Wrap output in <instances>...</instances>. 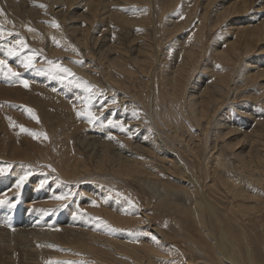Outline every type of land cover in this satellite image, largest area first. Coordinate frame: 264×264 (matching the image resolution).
<instances>
[{
	"label": "bare ground",
	"instance_id": "obj_1",
	"mask_svg": "<svg viewBox=\"0 0 264 264\" xmlns=\"http://www.w3.org/2000/svg\"><path fill=\"white\" fill-rule=\"evenodd\" d=\"M23 1V13L29 17L26 19L24 25L27 23L31 24L33 21L31 18L38 21L37 18L39 13L34 10L36 7L32 6V4L27 6L25 0ZM60 1L69 6L66 12L63 11L62 13L55 10L51 11L52 14H60L65 22L68 19L69 22L67 21L68 24H66L65 28L70 30L72 33L71 36L76 41V44H78L79 49L81 48L83 50L86 43L88 44L89 42L93 45L92 47L90 46L93 49L90 53L86 52L89 50L85 51L84 49V55L90 58V60L94 57L97 58L99 63L104 67V70L98 71V75L104 77L105 80L108 81L107 84L113 83L118 87V90L121 91L119 102L123 107H128V110L130 109L129 107H131V113L128 114L127 112V114L130 116L129 124L132 127L130 135H134L135 138V142L133 143L131 142V137L128 138L130 141L122 137H116L111 141L103 140L102 138H104V136H97V133L96 136L90 134L89 136L70 137V139L74 140L71 141V144L74 143L75 150L73 151H76V154L72 156V158H68L59 165H56L59 169L58 173L61 180L65 181L75 177L73 179L78 181L92 179L99 181V183H103L102 180H104L109 184L116 181L135 184L146 194L150 195L148 197H150L151 202L148 203H151L152 206L153 202L155 206L152 208H154L156 212H152L154 217H150L151 215L146 214L147 212L143 213V210H138L134 213L128 212L131 209L128 211L123 210V206L119 204L116 205V201L114 203L107 198V200L110 201V206L96 209L95 212L107 221L106 224L108 225L109 231L107 228L106 231L95 230L94 227L85 230V228L78 227L80 221L78 225L76 223L77 227H70L69 230L61 234H57V229H59L57 225L63 221V218L53 222V217L45 218V215H37V211L35 210H33L30 215L18 213V215H16V225L17 229H19L18 233H15V231L12 232V228H10L12 231L0 229V260L2 262H7V264H39L38 262L40 260L44 261L42 259L43 257L51 259L53 256V259L59 257L61 260H67V258H72L73 260L75 256H82L83 259H89L88 261H83L82 259L81 261H83V263L87 261V263L90 262L91 264H264V121H259L255 126H252L250 129L248 128L249 130L247 129V131L243 130L244 132H240L241 129L235 125L236 123L225 121L221 115L223 113H221L222 109L224 110V107L229 102L235 101L237 95L240 94L242 90L246 89L245 85V88L242 89H240L241 86H237L239 82V80L237 83L235 82L237 76L239 79L242 77L248 87H255L257 83H260L259 86L264 89V68H258L261 66V64H259L260 61H263L264 65V60L260 59L258 56L257 62H255L256 55L263 51L259 49V47L262 46L263 48L264 46V22L261 21L260 24L255 25L253 21L244 17L246 11L248 12V7L250 8L249 5H245L247 1L217 0L210 10L206 9L207 7H204V10L202 9V15L199 16L200 22L196 26L194 38L188 42L187 46L180 49V52L178 49L175 48V50L172 47V50H175L173 52L171 51L172 54L174 53L176 56L175 62L173 63V60L165 62L167 58L162 62L160 57V52H162L164 47H162V43L166 44V41L168 42L167 39H174V34L179 32L183 22L179 24L178 21L173 22L169 20L172 30H170V28L166 30L168 34L166 40L162 38L158 39L156 36L157 31L159 32L157 21L162 20L163 14L161 12L163 9L159 12L160 14L157 12L155 15L154 6L157 3H159V5L161 3L163 7L165 6L163 12H167L168 9L174 8L179 0H146L144 3H141L142 9L134 10V12L129 10L130 13L125 16L120 13L122 8H120V10L118 9V12L116 10L112 11V20L117 22V24L113 23L112 26H114V24L117 25V29L120 30V33H117V39L115 38V40L113 38L111 42L106 34H104L105 36L102 38H97L93 36L94 34L92 35V32H84L83 28H85V26L79 27V23L83 20L86 21L88 25L89 21L91 24V22L98 20L99 16L101 19H106L105 16L108 14L105 8L108 5L107 1L85 0L86 7L89 8L88 14H83L84 12H81V15L74 16L73 14L71 18L67 13H70V9L76 5L78 0H59L58 3H56L59 5V3H61ZM109 1L111 2V0ZM125 1L129 3L131 0ZM1 2H4V0H1ZM31 2L34 3L33 1ZM6 3L10 8H13L11 11L13 16L10 15V17L14 20L16 18L21 20L22 11H17L18 9L16 10L14 8L18 2L15 3L13 0H6ZM35 4L38 3L35 2ZM111 4L113 5V3ZM200 4L203 5L204 0H194V5L197 6ZM142 5L145 6L144 9ZM114 7H116V5ZM146 7L147 9L145 10ZM3 8L5 9L6 7ZM38 8H40V6ZM35 14L36 17L34 16ZM210 15H213L215 19L209 17ZM241 17L245 18V20L241 19V23H237V20ZM109 18L107 20H111ZM9 20H11V22L13 21L12 19ZM72 23L75 25L71 26ZM17 24L18 23H15V26H17ZM129 26L132 30H134L133 27H137L136 34H133L132 30L126 31ZM221 26L222 28L225 27V29L220 38L224 36L227 42H225L226 44L224 43L223 46L217 43L218 46H212L209 52V55L211 54L210 57L217 65L213 67L212 63L209 64L207 61L205 62L203 60V62H205L204 71L202 70V72L199 73L195 84L189 87L191 76L195 75L201 68L202 59L205 57L208 33L218 30L221 31ZM11 27H13V24ZM99 30L97 29L98 32ZM30 31L28 33L26 32V35H21L20 32V35H18L20 37H25L26 41H29L30 44L42 42L40 39L45 32L38 36L34 33L35 30L33 32ZM49 32L51 33V31ZM137 32H144V36H137L140 34ZM62 33L61 35H63ZM228 33H230L229 36ZM90 34L92 36H90ZM177 44L178 43H176V45ZM4 47L6 46L4 45ZM12 47L13 45L11 48ZM55 49L57 50V48ZM64 52L66 51L64 50ZM5 53L6 50L2 54ZM78 55H80V52ZM92 55L94 57H92ZM179 58L180 60H178ZM161 63L162 70L158 67ZM257 63L259 65H257ZM85 66H87L86 68L88 69L89 64ZM109 67L113 68L118 76H120L119 80H116L115 77L111 75L108 70ZM79 68V73L88 75L86 72L90 70L83 69V71ZM163 68L166 70H163ZM164 71H166V73H164ZM89 79H91V81L93 80L92 75L89 76ZM109 81L111 82L109 83ZM114 85H112V87ZM71 86L73 85L71 84ZM67 87L69 88L70 84H68ZM75 87H73V89ZM71 88H69V90ZM248 89L249 88H247V90ZM118 90L116 92L119 93ZM247 90L244 91V93L247 92ZM76 91L77 90H75V92ZM110 91L115 92L112 90ZM95 92V94L98 93L97 91ZM81 93V91H77L79 97L82 96L80 95ZM251 93L254 94L253 90ZM255 93L257 94L258 92ZM63 96H65V93ZM96 96L97 95H95V98ZM17 97H22L28 104L31 103L27 95H14L15 100ZM74 97L75 96H73V98ZM115 97L117 100V95ZM70 100L71 99L68 101ZM76 100L74 101L76 102ZM113 100H115V98ZM166 105L169 107L170 112H172L169 113V115L167 114L168 119L165 118V113L168 111L165 109L163 110V107L161 108V106ZM258 109L259 107L257 110ZM133 112L137 114H132ZM23 116L28 119L27 122H29V126L33 124L31 117H28L26 112H23ZM121 118L123 120V117ZM259 118L260 116L258 115V119ZM105 123H107V121ZM242 123H244L243 119ZM125 125L126 124H124V126ZM118 127H120V125ZM193 127L196 129L197 136H195L193 132L191 133V131H194ZM93 130L95 131V128ZM18 137L19 134L16 132L15 144L9 148L7 152V147L4 142H0V156L3 159L16 161L22 159L27 160L38 156L37 158L42 161L49 162L48 160H51L47 158V151L41 150V148L28 139H23L26 141L25 146L24 143H22L23 141H21L20 143L22 144L19 145ZM31 146L32 148L29 150ZM4 163L5 162H3V164ZM13 166L14 165H12V169L15 168ZM53 172L55 173V171ZM12 173L13 172L9 175ZM13 175L15 176L16 174ZM165 176L166 178H164ZM8 177L5 178L7 179ZM4 179H0L2 185L13 183L12 177L11 181L6 179V181H4ZM53 183H49L50 185L47 188L48 191L50 192L54 189L53 191H56V194L53 195L56 197L63 196V192L59 187L60 185L58 184L59 186H57L59 188H55L51 186ZM243 185L248 187L249 191H246ZM105 189H107V187ZM44 191L45 190L42 189L40 195L46 199L47 196H43ZM92 193H94V191ZM97 193H100V191ZM109 193L112 195L111 192ZM95 195L97 194L95 193ZM54 200L57 199L54 197L51 201L49 200V202L54 204L55 208H58L59 204L53 202ZM10 203H8V206H10ZM24 205L21 207H24ZM80 205L79 203V206ZM140 208L142 207L140 206ZM151 211L152 210H150V212ZM3 212L2 215L4 214ZM70 212L71 211H69V213ZM69 213L68 216L71 215ZM7 214L9 216L8 212ZM77 221L79 220H76V222ZM103 221L104 220H102V222ZM171 224H173V227H169ZM179 224H181L183 228ZM40 226H49L52 230L45 231L42 229L40 230V228L37 229ZM89 226L91 227L90 224ZM115 226L123 230L126 229L135 236L130 239H126L125 236H114L112 234ZM162 227L171 229L169 231L166 230L168 232H164ZM115 232L116 231H114V233ZM174 237L179 239H175ZM168 240H173L175 244L179 242L183 243L187 252L186 256L171 248L170 244L168 245ZM259 249L260 252L258 251ZM18 255L22 256L20 260H17ZM75 259L76 258H74V260ZM60 263H62V261Z\"/></svg>",
	"mask_w": 264,
	"mask_h": 264
},
{
	"label": "rangeland",
	"instance_id": "obj_2",
	"mask_svg": "<svg viewBox=\"0 0 264 264\" xmlns=\"http://www.w3.org/2000/svg\"><path fill=\"white\" fill-rule=\"evenodd\" d=\"M13 1L15 3L18 2V4L14 6V8L16 10L18 9L17 11H20V12L22 11V15L20 18L21 20H19V18H16L14 20L12 17H10V15H12L11 11L13 10V8H10V6L7 5L6 0H4V2H1V0H0V10H2L3 13L5 14V15L3 14L2 17L0 15V31H3L5 33L4 37L0 38V41L2 42V43L0 42V44L2 45V46L0 45L1 46L0 49H2V50H0V59L5 60L9 65L12 66L13 71L19 73V79H17L16 77H11V76L5 75L6 69H0V142H4L5 146L7 147L6 148V152H7V150L15 144L16 132H18V134H19V137H18L19 138V145L24 143V146H25L26 141H24L23 139H28L29 141L35 143L36 146L41 148V150H44L45 152L47 151V154H46L47 158H49L51 160H48L49 162L42 161L41 159L37 158L38 156L37 157L35 156V157H32L31 159H27V160L22 159V160H16L15 161V160H7V159L5 160L0 156V163H1L0 166L6 167L7 165H11V168L6 167L5 172H7V173L3 174L4 177L2 175H0V179L2 180L8 176L9 177L7 179L5 178L6 180L11 181L13 179L12 180L13 183H9L7 185H2V181L0 182V201L1 200L4 201V203L0 204V229L4 230V231H6V230L10 231L11 230L10 228H12V230H13V231L11 230L12 232L15 231V233H18L19 229H17V225H16V221H17L16 215H18V213H25L27 215H30L33 212V210H35V211H37L36 212L37 215H41V216L45 215V218L53 217V222L57 221V219L59 221L60 219L63 218V221H61L57 225V227L59 228V229H57L58 230L57 234L64 233L66 230H69L70 227H77V225L79 224L80 221L81 222H80L78 227L83 228V229L85 228V230H88V229H91L94 227L95 230H105L106 231V228H107L109 231L108 225L106 224L107 221L103 217H100V215L98 213H96L95 210L100 209V208L109 207L110 201H113L114 203L116 201L115 204L116 205L119 204L120 206H123L122 207L123 210L128 211L131 209L128 212L134 213L138 210H141V211L143 210V213L147 212L146 214L151 215L150 217H154L153 213L155 210L152 207H154L155 205H153V202H152V206H151V203H148V202H151L150 197H148L150 195L146 194L142 189H140V187H138L135 184H131V183H127V182L123 183L121 181H116V182H113L112 184H109L107 181L102 180L103 183H106V184H103L102 182L99 183V181H95L92 179H84V178H83L84 180L78 181L76 179H73L75 177H73L72 179H69V180L64 179L65 181L61 180V177L58 173L59 169L56 167V165H59L61 162L65 161L68 158H72V156H75V154H76V151H73V150H75L74 143L71 144V141H74V140L70 139V137L74 138L77 136H89L90 134L96 136V133H97V136L98 135L104 136V138H102L103 140L113 141L116 137H118V138L122 137V138L130 141V139H128V138L131 137V142H133V143L135 142L134 135H130V130L132 129V127L129 124L130 123V116L128 114L131 113L130 112L131 107H129L130 108L129 110H128V107H126V106L123 107L119 102V96L121 94V91L118 90V87L115 86L113 83L111 84L110 83L111 81H109L110 84H107L108 81H106L104 77L101 76L102 77L101 78L98 75V73H99L98 71L104 70L103 69L104 67H103V65H101L99 63L97 58H95L93 55H92V57H94V58H91L92 60H90V58H88V57H85L84 49H85V51L89 50L86 52L90 53V51L92 52V50H93L91 48L93 45H91V43L89 42L88 44H90V45H88L86 43L83 50L81 48L79 49L78 44H76V41L71 36L72 33L70 32V30L65 28L66 24H68V22H69L68 19H67L68 22L66 21L67 22L66 23L60 14L58 15V13H57L56 15H53L51 12V11L58 10V12L60 11L63 13V11L66 12V10L69 6L65 5L61 1H60L61 3H59V5H58L57 3L59 0H39V1L38 0H25L27 6H30L32 4V6L36 7L34 10L37 13H39L38 15L40 17L38 16V18H37L38 21L31 18L33 20L32 23L31 24L27 23L26 25H24L26 19L29 18V17H27L28 15H25L23 13V6L22 5L24 4V1L23 0H13ZM31 1H33L34 3H32ZM50 1H51V3H50ZM104 1H107V4L109 5V7H108V5L105 7L107 12H108V14L105 16L106 19L105 18L101 19V17L99 16L98 17L99 19L97 18L98 20L91 22V24L89 21L88 25H87V22L83 20L82 22L79 23V25H80L79 27L85 26V28H83V31L88 32V33L92 32V35L94 34L93 36H96L97 38H102L105 36L104 34H106V36L109 37V41L111 42V40L113 38L117 39L116 34L120 33V30L117 29V25H115V24H117V22L116 21L114 22V20H112V17H111V15H112L111 13H113L112 11L116 10L118 12V9L120 10V8H122L120 10V13L125 16V15H128V13H130V11L134 12V10L142 9L141 3H144V1H146V0H131V1H129V3L126 2L125 0H111V2L109 0H104ZM213 1L214 0H204L203 5L200 4V5L196 6V5H194V0H179V2H177V4L174 6V8L168 9L167 12H163L165 6L163 7L161 3H160V5H159V3H157L154 6L155 15L157 14V12L159 13L163 9L161 12L163 14V16H162L163 18H162V20L157 21V27H158L159 32L157 31L156 36L158 37V39L162 38L163 40H166V36L168 35L166 33V30L167 29L169 30V28H170V30H172L171 29L172 27L170 25L171 22L169 20H171L173 22L178 21L179 24L183 22L182 27H180V30L178 32L179 34L178 33L174 34V37H175L174 39H172V38L167 39L168 42L166 41V44L162 43V47L164 46L162 49V52H160L161 53L160 57H161L162 62L165 60V58H167V60L165 62H168L170 60L171 61L173 60L172 61L173 63L175 62L176 56L174 55V53L172 54V52L175 51L176 49H178L180 52V49L186 47L188 42L192 38H194L196 26L200 22L199 16L202 15V9L204 10V7L205 8L207 7L206 9L210 10L215 5V3L217 2V0H215L214 2ZM244 1H247L245 5L250 6V8L248 7V12L246 11V15L244 17L246 19L247 18L250 19V21H253L255 25L260 24L261 21L264 22V0H244ZM35 2L38 4H35ZM42 3H43V6H42ZM111 3H113V5ZM138 3H139V5H138ZM115 5H116V7H114ZM39 6H40V8L41 7L42 8L41 9L38 8ZM75 6H76V8H75ZM3 7H6V8L4 9ZM144 7L145 6H143V9H144ZM43 9H44V11H43ZM146 9H147V7L145 8V10ZM88 10H89V8L86 7V1L85 0H78L76 5H74L72 7V9H70V11H69L70 13H67V14H69L68 16L71 18V16H73V14H74V16L75 15L77 16L79 14L81 15V12L82 13L84 12L83 14H86V13L88 14ZM71 12H72V14H71ZM188 12H189V14H188ZM50 15H52V16H50ZM34 16L36 17V14ZM31 17H33V16H31ZM185 17L186 18L188 17V18L186 19ZM209 17H211L212 19H215V18H213V15H210ZM108 18L111 19L112 21L107 20ZM184 18H185V20H184ZM245 18L241 17L239 20H237V23H241V21L245 20ZM9 19H12L15 23H18L17 26H15V23L13 21L11 22V20H9ZM185 21H187V22H185ZM42 22H44V23H42ZM113 23H115L114 26H112ZM12 24H13V27H11ZM106 24H107V26H106ZM53 25H54V27H53ZM73 25H75V24L72 23L71 26H73ZM97 25H99V26H97ZM39 26H40V28H39ZM45 26H46V29H45ZM63 26H64V30H63ZM94 26H96V27H94ZM33 27H35V28H33ZM79 27H77V28H79ZM26 28H27V31H26ZM94 28L96 29V31ZM5 29H8V30H5ZM29 29H31V31ZM47 29H49V30H47ZM61 29H62V31H61ZM97 29L98 30L100 29L99 32L97 31ZM133 29L134 30L130 29V26H129V28H127L126 31L132 30L133 34H136L137 27H133ZM185 29H186V31H185ZM224 29H225V27L222 28V26H221V31L218 30L215 32L208 33V35H207L208 39L206 41L207 51H206L205 57L202 59L201 68L195 74L196 77H195V75L191 76L192 78L189 82L190 83L188 85L189 87H192V85L195 84V81H196L197 77L199 76V73L202 72V70L204 68V63L206 61L209 64L212 63L213 67H214V65H217V63L215 61H213V59L210 57L211 54L209 55V52L211 51L212 46H218V44L220 46H223L224 43L227 42V40L225 39L224 36H223L224 39L220 38L222 33H224ZM29 31L30 32L34 31V33L38 36L42 35L45 32V34L42 35L43 37L40 39V41H42V42H38L37 44L36 43L30 44L29 41H26L25 37L19 36L20 33H21V35L22 34L26 35V32L28 33ZM49 31H51V33ZM93 31L98 32V33H95ZM23 32H25V33H23ZM170 32H172V31H170ZM8 33H12V35H8ZM61 33L63 35H61ZM137 33H140L137 36H140V35L144 36V32H142V33L137 32ZM225 33H226V31H225ZM50 34H52V35H50ZM229 34L230 33H228V36H229ZM92 35L90 34V36H92ZM113 35H114V37H113ZM178 35H179V37H178ZM12 36H13V38H12ZM163 36H164V38H163ZM49 37H51V38H49ZM18 39L26 42V49H22L21 54L18 57L16 56L15 58H13V57L11 58L9 56V53H7L9 51H7V50H9L12 45H13L12 48H17L18 46L16 45V40H18ZM221 39H222V41H221ZM7 42H10V43H7ZM222 42H223V44H222ZM176 43H178V44L176 45ZM56 44L57 45L60 44V45L57 46ZM263 44H264V42H263ZM4 45L6 47H4ZM178 45H179V48H178ZM180 45H182V46H180ZM61 46H62V48H61ZM175 46H177V47H175ZM172 47L174 49L175 48L176 49L172 50ZM55 48H57V50ZM60 49H61V51H60ZM259 49H262L263 51L261 52L262 54L260 53V54L256 55L255 62H257L258 56L260 59L264 60V46H263V48H262V46H260ZM5 50H6V53L2 54V53H4ZM64 50L66 52H64ZM72 50H73V52H72ZM79 52H80V55H78ZM169 52H171V53H169ZM33 53H36L33 67L24 68L21 64V61L23 60L24 56L31 55ZM175 53H177V52H175ZM180 58L178 60H180ZM20 59H21V61H20ZM94 59H96L97 61ZM203 60L205 62H203ZM53 63L61 64V67L69 69L70 73L74 74V75H70L68 73L63 74L62 72L54 71L52 69ZM86 64L87 65L89 64L88 69L86 68L87 66H85ZM259 64H261V66H259L258 68H260V69L264 68L263 61H260ZM259 64L257 63V65H259ZM77 65H79L80 68ZM83 66H84V68H83ZM93 66H95L96 68ZM161 66H162V63L160 66H158L160 68V70H162ZM78 68L80 70L85 69V70H90V71L86 72L88 75H84L82 73H79ZM164 69L165 68H163V70ZM211 69H212V67H211ZM108 70L111 73V75L113 77H115L116 80H119L120 76H118V74L116 73V71L113 70V68L109 67ZM76 71H77V73H76ZM164 73H166V71H164ZM91 75L93 78L92 81H91V79H89V76H91ZM242 75H243V72H242ZM97 76H99V77H97ZM24 79H27L30 82V86L28 88L23 87V85L21 83V81ZM95 80H96V82H95ZM238 80H239V82H238ZM235 82L236 83L238 82L237 86H241L240 89L245 88V87H246V89L242 90L241 93L237 95V98L235 99V101L229 102L224 107V110L222 109L221 113L222 112L223 113L221 115L225 121L232 122L234 124L236 123L235 125H237L239 127V129H241L240 132H244L243 130L247 131L248 128L250 129L252 126H255V124L257 122L262 121V120L264 121V103H263L264 102V98H263L264 97V94H263L264 89H262L259 86L260 83H257V86H255V87L254 86L248 87L247 83L244 82V79H242V77H240V79H239L238 76H237V79H235ZM68 84H70L69 88L72 87L71 88L72 90L71 89L69 90V88L67 87ZM71 84L73 86H71ZM74 84L76 87L74 86ZM92 85H93V87H92ZM112 85H114V86L112 87ZM244 85H245V87H244ZM87 86H89V87H87ZM66 87H67V89H66ZM73 87H75V88L73 89ZM97 87H98V89H97ZM93 88L99 94L98 93L95 94L96 92L94 91ZM247 88H249V89L247 90ZM89 89H91V91H89ZM67 90H69V91H67ZM75 90H77L78 92L81 91L83 94L81 93L80 95H82V96L79 97L78 96L79 94H77V91L75 92ZM110 90L115 91V92H111ZM117 90L119 91V93L116 92ZM246 90H247V92L244 93V91H246ZM249 90H250V92H249ZM252 90H253L254 94L251 93ZM70 91H72V92H70ZM255 92H258V93L256 94ZM64 93H65V96L68 98L63 96ZM16 94H23V95L29 96L30 101H31V103H29V104L31 106L28 104V102H25L22 97H17V99L15 100L14 95H16ZM252 94H253V96H252ZM95 95H97L96 98H95ZM116 95H117V100L115 97ZM249 95H251V96H249ZM73 96H75L76 98L78 96L77 100L75 97H74L75 98L74 99ZM112 96H113V98H112ZM99 97H100V99H99ZM109 97H110V99H109ZM114 98H115V101L117 104L112 102V100ZM69 99H71L70 100L71 102L68 101ZM90 99H92V100H90ZM250 99H252V100H250ZM74 100H76V102ZM101 100H103V101H101ZM250 101H251V103H250ZM68 102H69V104H68ZM83 102H84V105H83ZM72 103H73V105H72ZM98 103H99V105H98ZM232 103H233V105H232ZM20 105H21V107H20ZM259 105H261V106H259ZM97 106H99V107H97ZM92 107H96V108H92ZM162 107H163V110L165 109L168 111L165 113V116H166L165 118L168 119L169 113H172V112H170L169 107L167 105L161 106V108ZM258 107H259V109L257 110ZM27 108H30L33 111L28 112V111H26ZM99 108H100V110H99ZM103 108H104V110H103ZM20 111L22 112V114ZM253 111H254V114H253ZM23 112H26L28 117H31V121L33 123L32 125L29 126V122H27L28 119L23 116ZM89 112H91V114H92L91 117L89 116ZM127 112H128V114H127ZM114 113H116V114H114ZM99 114H100V116H99ZM132 114H137V113L133 112ZM258 115L260 116L261 119L260 118L258 119ZM32 116H38L39 117V123H37L34 119H32ZM253 116L255 119L253 118ZM121 117H123V120ZM90 118L92 119V122H89ZM242 119L244 120V123H242ZM22 120H24V121H22ZM106 121H107V123H105ZM60 122L61 123L63 122V123L61 124ZM126 122H128V123H126ZM123 123L126 125L124 126ZM121 124L123 125L124 129L121 128ZM21 125L24 128H26L28 130V132H21L20 131ZM97 125H99L100 127ZM119 125H120V127H118ZM127 125L129 128L127 127ZM92 126H93V128H92ZM94 128H95V131L93 130ZM194 128L195 127H193V129ZM89 129H90V131H89ZM117 129H118V131H117ZM112 130H114L115 132ZM190 130H191V128H190ZM195 130L196 129H194V131H191V133L193 132V134L195 136H197L196 135L197 132ZM92 131H94V132H92ZM117 132L119 133L120 136L118 135ZM30 133L37 134L38 138H34L33 135H31ZM45 134L47 135L46 140L44 139ZM109 136L111 138H109ZM113 136H115V137H113ZM21 141H23V142L20 143ZM31 148H32V146L29 147V150ZM3 162H5V163L3 164ZM30 163H32L33 165ZM12 165H14L13 167H15V168L12 169ZM12 170H14V171H12ZM53 171H55V173ZM11 172H13V173L11 175H9ZM25 173H29L28 178L26 180H24L26 182H23L17 188V185L20 183V178ZM13 174H16V175L14 176ZM12 175L14 177H17V178H14ZM11 177H12V179H11ZM164 178H166V176ZM5 179H4V181H6ZM49 183L50 184L53 183L51 186H54L55 188L60 187V190L63 192V196L67 197V199L54 200L53 201V202L58 203L60 205V206L58 205V208H55L54 204L49 202V200L51 201L54 197H56L55 195H53V194H56V191L55 192L53 191L54 189L51 190L50 192L48 191L47 188L50 185ZM101 184H103V185H101ZM129 185H132V186H129ZM57 186H59V187H57ZM30 187H32L33 189ZM106 187H107V189H105ZM243 187L246 191H249L248 187H245V185H243ZM42 189L45 190L43 196H47V198H46L47 201H46V199H44V197H42V195H40L42 193L41 192ZM102 190H103V193H102ZM93 191H94V193H92ZM99 191H100V193H97ZM108 191L111 192L112 195H110V193ZM95 193L98 195V197H97V195H95ZM100 194H102V195H100ZM96 197H97V199H96ZM107 198L110 201H108ZM95 199H96V202L98 204L95 202ZM88 200H89V202H88ZM129 201H131L132 203H128ZM125 202H126V204H125ZM8 203H10V206H8L9 205ZM79 203L81 204L80 206H79ZM94 203L97 206H92ZM15 204H16V206H15ZM22 205H24V207H21ZM27 205H28V207H27ZM140 206L142 208H140ZM5 207L7 210L5 209ZM2 208H4V209H2ZM53 209H55V210H53ZM150 210H152V211L150 212ZM69 211H71V212L69 213ZM2 212L5 215L4 214L2 215ZM7 212L9 213V216H8ZM68 213L71 215L68 216ZM96 214H97V216H96ZM54 217H55V219H54ZM76 220H79V221L76 222ZM102 220H104V221L102 222ZM76 223H77V225H76ZM103 223H104V226H103ZM89 224L91 225V227L89 226ZM106 225H107V227H106ZM179 225L183 228V226L181 224H179ZM169 227H173V224H171ZM39 228H40V230L42 229L45 231L52 230L49 226H40L37 229H39ZM16 229H17V231H16ZM170 229L171 228L166 229L165 227H162V230L164 232H168ZM166 230H168V231H166ZM114 231H116V232L114 233ZM128 232L129 231L126 229L123 230V229H120V228L115 226L112 235H114V236H125L126 239H130V238L135 236L131 232H129V233ZM121 239H123V238H121ZM175 239H179V238H175ZM169 244H170L171 248L180 252V254L186 256L187 252H186L185 245L183 243L179 242V243L175 244V242H173V240L172 241L168 240V245ZM258 251L260 252V249ZM21 258H22V256L18 255L17 260H20ZM74 258H76L77 261H76V259L74 260ZM74 258H73V260H72V258H70V259L67 258V260H61L59 257L58 258L55 257L54 259H53V256L51 259H49L47 257H45V258L43 257L42 259L44 261L40 260L38 263L39 264H44V263L51 264L53 262L52 264H59L62 261V263H60V264H64V263L65 264H86L87 261L89 260V259H83L82 256H75ZM82 259H83V261L84 260H87V261H85L83 263V261H81ZM10 261H12V260H10ZM0 264H7V262H4V261L2 262L0 260ZM87 264H91V263L88 262ZM92 264H94V263H92Z\"/></svg>",
	"mask_w": 264,
	"mask_h": 264
},
{
	"label": "snow or ice",
	"instance_id": "obj_3",
	"mask_svg": "<svg viewBox=\"0 0 264 264\" xmlns=\"http://www.w3.org/2000/svg\"><path fill=\"white\" fill-rule=\"evenodd\" d=\"M0 15H3V11L0 10ZM31 30V29H29ZM5 35V33L3 31H0V38H3ZM8 35H12V33H8ZM16 45L18 46L17 48H10L9 49V56L15 58L16 56H19L21 54V50L22 49H26V42L23 40H16ZM35 56L36 53H33L31 55H26L24 56L23 60L21 61V64L24 68H31L33 67L34 64V60H35ZM0 69H6L5 75L11 76V77H16L17 79H19V73L13 71L12 66L9 65L5 60L0 59ZM52 69L54 71H59L62 73H68L70 75H74L70 73V70L64 67H61V65L59 63H53L52 64ZM23 87L28 88L30 86V82L27 79H24L21 81ZM89 91H91V89H89ZM113 103H116V101L114 100ZM26 111L28 112H32L33 110L30 108H27ZM89 116L91 117V112H89ZM32 119H34L37 123H39V117L38 116H32ZM89 122H92V119H89ZM14 126V125H13ZM121 128L123 129V125L121 124ZM20 131L21 132H28V130L26 128H24L22 125L20 126ZM31 135H33L34 138H38V135L35 133H30ZM111 138V137H109ZM44 139H47V135H44ZM7 168H11V165H7ZM6 167L4 166H0V175H3L6 171ZM29 173H25L21 178H20V183L17 185V187L20 186V184H22L24 182V180H26L28 178ZM55 199L57 200H63V199H67V197L65 196H57L55 197ZM4 203V201H0V204ZM129 203H132L131 201H129ZM14 206V205H13ZM93 206H97L95 205V203L93 204Z\"/></svg>",
	"mask_w": 264,
	"mask_h": 264
}]
</instances>
